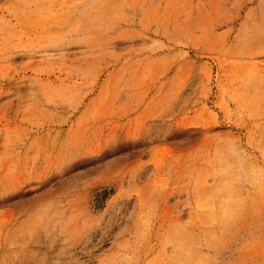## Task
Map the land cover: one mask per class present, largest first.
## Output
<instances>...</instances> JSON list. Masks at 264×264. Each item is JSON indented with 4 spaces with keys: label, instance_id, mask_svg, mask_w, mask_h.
<instances>
[{
    "label": "rangeland",
    "instance_id": "1",
    "mask_svg": "<svg viewBox=\"0 0 264 264\" xmlns=\"http://www.w3.org/2000/svg\"><path fill=\"white\" fill-rule=\"evenodd\" d=\"M0 264H264V0H0Z\"/></svg>",
    "mask_w": 264,
    "mask_h": 264
}]
</instances>
